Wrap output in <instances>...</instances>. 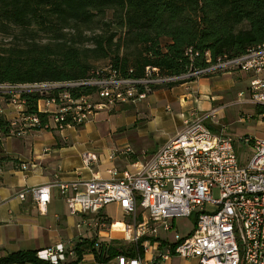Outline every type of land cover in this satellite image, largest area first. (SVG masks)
<instances>
[{
    "label": "built area",
    "instance_id": "2783aa9c",
    "mask_svg": "<svg viewBox=\"0 0 264 264\" xmlns=\"http://www.w3.org/2000/svg\"><path fill=\"white\" fill-rule=\"evenodd\" d=\"M187 50L192 56L191 48ZM203 57L205 62H191V67L178 74L164 75L156 66L146 64L142 75L128 76L106 64L82 80L0 81V142L31 129L60 130L83 124L105 106L144 99L161 83L187 81L215 71L244 70L248 82L237 97L258 107L264 117V39L237 55L211 59L205 52ZM90 83L95 89L89 93L70 90ZM35 91L41 97L30 111L26 94ZM219 108H188L183 126L135 170L122 168L115 176L118 170L111 168L113 176L107 178L93 175L60 181L54 177L48 183L21 189L18 196L23 199L28 190L43 211L52 185L57 186L69 212L82 213L90 227L104 218L101 211L108 202H118L129 217L123 219L122 237L135 246L136 254H117L116 264H149L139 247L143 253L152 249V264H165L174 255L195 258L193 264H264V137L241 136L244 144H250V154L240 158L234 135L222 128L216 132L207 124L216 123ZM120 150L126 153L130 148ZM81 157L89 164L97 155L84 151ZM192 214L190 230H172L176 217ZM109 226L110 222L107 229ZM71 251L56 243L40 248L37 256L55 264Z\"/></svg>",
    "mask_w": 264,
    "mask_h": 264
},
{
    "label": "trees",
    "instance_id": "16d2710c",
    "mask_svg": "<svg viewBox=\"0 0 264 264\" xmlns=\"http://www.w3.org/2000/svg\"><path fill=\"white\" fill-rule=\"evenodd\" d=\"M14 29L48 40L0 48V81L86 79L101 70L93 66L89 52L95 59L109 56L107 65L123 75L140 76L146 64L164 75L178 74L191 67V62H205V52L214 59L240 54L260 43L264 0H0V34H11ZM88 29L89 46L67 37L81 36ZM93 89L91 83L70 87L74 94ZM39 97L38 91L26 94L30 111ZM40 115L44 118V113ZM74 250L73 260L55 264H76L84 250L99 261L120 253L136 254L132 244L97 238H82ZM138 251L143 253L140 247ZM27 261L52 264L29 247L0 254V264Z\"/></svg>",
    "mask_w": 264,
    "mask_h": 264
},
{
    "label": "crops",
    "instance_id": "0c3cea01",
    "mask_svg": "<svg viewBox=\"0 0 264 264\" xmlns=\"http://www.w3.org/2000/svg\"><path fill=\"white\" fill-rule=\"evenodd\" d=\"M211 75L203 74L187 81L201 84L202 78ZM187 81H175L170 85L161 83L147 93L145 103L136 105L138 101L119 102L115 104L117 107L114 112L99 110L90 121L78 126H64L60 130L36 128L20 136L8 135L3 138L0 142V254L26 247L38 251L40 248L62 243L66 249H72L64 260L69 261L75 258L74 246L82 238L108 241L107 238L112 237L111 240H120L125 218L116 201L108 204H114L121 209V218L112 219L103 208L101 214L109 219V231H94L83 221L82 213L69 212L64 196L57 186L52 185L50 200L43 211L34 203L28 190L23 199L18 196V192L39 183H48L54 177L60 181L87 179L93 175L107 178L113 176L111 168L118 170L116 176L122 168L135 170L140 167L163 141H167L183 126V117L188 108H197L193 103L200 90L190 84L189 88L184 87L183 84ZM105 120L108 121L106 129L114 132L120 129L119 132H122L116 142L119 147V160H114L116 153L109 156L110 152L107 151L106 160L100 161L101 154L86 142V135L92 131V123ZM110 125L111 128H108ZM147 134L158 137L156 144H150L152 148L148 152L144 145L138 151L131 140H135V135L142 139ZM127 146L130 151L123 153L120 149ZM84 151H94L97 158L89 164L83 163L81 152ZM141 152L144 153L143 156L139 155ZM23 163L26 166L22 167ZM151 250L149 248L142 253L149 264H152ZM94 256L92 252L84 250L76 264H116L113 256L106 261H99ZM194 261L195 258L174 255L165 264H193ZM24 264L31 263L27 261Z\"/></svg>",
    "mask_w": 264,
    "mask_h": 264
},
{
    "label": "rangeland",
    "instance_id": "374dc122",
    "mask_svg": "<svg viewBox=\"0 0 264 264\" xmlns=\"http://www.w3.org/2000/svg\"><path fill=\"white\" fill-rule=\"evenodd\" d=\"M99 31V29H96V32ZM11 34H0V48H5V46L9 45H25L27 43H30L35 39L37 42H47L48 37L46 36H30L26 32H22L19 29L11 30ZM91 30H87L84 32L83 35H67V37H72L71 40L78 43L80 46H89L92 44L91 42ZM88 58L90 59L91 63L94 67L103 69L104 66H106L108 59L110 57L104 56L103 58H94L91 53ZM203 75V74H202ZM211 75V74H209ZM47 81V80H42ZM248 82V74L244 70H228L223 72L215 71V73L208 78H202V83L198 84V82H190L187 81L184 83V87H190V85H193L194 87H198L200 90L199 94H196L198 97L197 100L193 103V106L197 107L200 110H209L214 107H221L219 108L217 114H216V123L209 122L212 129L214 131H226L228 133H232L235 138V147L236 150L240 156V158H243L246 156V154H250V144L243 143L242 140H240L241 136L248 135L250 137H264V117H262V112L256 107L255 105L251 103H247L245 100H241L237 97V92L241 89H243ZM178 84V83H177ZM163 85H169L168 83ZM202 90V91H201ZM146 99L139 100L138 103H145ZM117 105V104H116ZM131 105V104H130ZM117 106L114 105L113 108H110L108 106L103 107L99 110H105L107 109L110 112H114L115 108ZM98 110V111H99ZM97 111V112H98ZM264 114V113H263ZM108 121H98L92 123V131L86 135V142L94 146L96 151L101 154L100 158L103 160H106V152L109 151L110 153L114 152L116 153L114 160L120 159V154L117 152L118 148L116 146V142H118V139H120L121 135L119 131H109L106 129V125ZM110 123V122H109ZM77 124L76 126H78ZM222 125H225L224 128ZM108 128H111L110 126H107ZM106 129V130H105ZM119 133V134H118ZM147 137V138H146ZM145 138L138 139L135 135V142L131 140V142L135 143V148H140L142 145L146 148L147 152L149 149H151L153 144H156V141L158 140L157 136L152 137L151 135L147 134ZM149 141V142H148ZM130 142V141H129ZM148 143V144H147ZM151 144V146H149ZM107 147V148H106ZM149 147V148H148ZM151 147V148H150ZM139 151V149H138ZM139 155L143 156L144 153L141 152ZM136 156V155H135ZM213 195L219 196L218 191L215 188L213 190ZM208 208H211L210 205H208ZM104 212L107 216H110L112 219L121 218L122 212L121 209L116 207L114 204L109 203L104 207ZM193 214L188 217H181L178 216L174 219V227L173 229H176L178 231H181V233H184L192 227L193 224ZM124 218L127 220L129 217L124 214ZM109 225V221L106 218H101L95 226H91V229L94 231L102 230V231H109L107 229V226ZM107 239H112V237H109ZM122 243L126 242L125 238H119Z\"/></svg>",
    "mask_w": 264,
    "mask_h": 264
}]
</instances>
